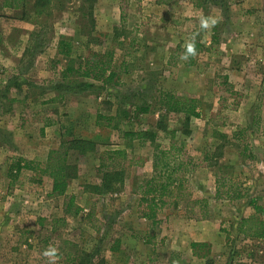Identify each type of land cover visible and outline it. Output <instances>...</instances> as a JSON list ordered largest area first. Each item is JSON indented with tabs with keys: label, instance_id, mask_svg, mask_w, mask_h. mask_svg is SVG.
<instances>
[{
	"label": "rangeland",
	"instance_id": "rangeland-1",
	"mask_svg": "<svg viewBox=\"0 0 264 264\" xmlns=\"http://www.w3.org/2000/svg\"><path fill=\"white\" fill-rule=\"evenodd\" d=\"M95 2L85 22L80 0H68L40 19L30 11L21 23L0 14V264H47L43 251L50 244L60 250L58 264L84 253L93 264H203L188 250L195 240L201 245V237L209 242L194 252L210 255L209 264H264V237L251 236L259 223L264 226V135L253 125L264 108V0ZM209 14L220 22L197 37L198 55L182 61L185 40L200 32L199 19ZM83 26L89 38L81 37ZM25 30L31 50L21 58ZM60 37L73 45L69 56L60 53L67 47H57ZM107 51L118 66L110 84L96 82L97 89L80 94L54 90L77 80H62L67 65L77 68L91 52ZM164 94L196 100L202 117L187 125L184 113L167 114L160 105ZM144 105H151L147 114L137 110ZM47 117L61 129L45 133ZM162 117L166 128L159 130ZM27 123L34 124L31 145L24 138ZM240 128L249 130L235 141ZM150 130L157 133L154 144L124 138L126 132ZM78 140L94 148L79 156L70 149ZM172 143L180 152L167 155L170 168L183 165L172 175L167 204L154 225L141 218V193L147 181H165L155 156L157 146L168 150ZM18 147L24 153L37 149L39 162L26 160L37 170L24 169L15 178L14 160L23 159L15 154ZM105 150H125L134 164L123 173L124 183L115 184L117 192L97 194ZM65 153L77 173L66 188L81 209L77 215L66 213L68 200L52 194L53 182L43 172ZM216 175L234 178L245 198H216ZM252 216L257 227H241ZM201 221L208 224L199 237ZM175 247L182 249L180 256L173 254Z\"/></svg>",
	"mask_w": 264,
	"mask_h": 264
},
{
	"label": "trees",
	"instance_id": "trees-1",
	"mask_svg": "<svg viewBox=\"0 0 264 264\" xmlns=\"http://www.w3.org/2000/svg\"><path fill=\"white\" fill-rule=\"evenodd\" d=\"M57 1V0H55ZM68 0H58L57 5H55L54 0H3V6L12 10H24V14L22 18H25L30 11L34 10L35 18L40 19L43 16H51V9L56 10L58 6L65 7V3ZM81 6L78 10L80 14L81 22H85L88 20L89 17L92 16V8L96 4V0H80ZM29 5V8L27 7ZM60 9V8H59ZM64 10V9H61ZM93 23V22H91ZM80 24V23H79ZM94 24V23H93ZM82 33L83 36L90 37V33L86 31V27L83 26ZM73 45L71 41L62 39L60 41V48L65 49L68 48L67 51H60V53L69 56V48ZM202 47L200 43H197V51ZM31 46H29L26 51L25 55L27 56L30 53ZM115 54L111 51H107L104 53L99 52H91L87 58L83 59V63L79 64L77 68H74V63L67 65L65 70L62 72V80H68L72 75L77 78V80L72 81L71 84H67L66 86L63 84H58L54 86V90L57 92H75L76 94H80L92 89H97L96 82H99L103 85L110 84L111 81L117 76L116 68L118 67L116 61L114 59ZM123 64L121 66L124 68V72H128V63L126 60L122 61ZM93 81L95 83L89 82ZM75 89H71V88ZM165 95V94H164ZM60 97L64 98L63 95H59ZM163 96V95H162ZM57 97V98H60ZM160 105L166 110V113H184L186 116V123L191 121V119L196 118L200 119L203 115L202 108L199 107L198 102L196 100H190V102H183L179 99L174 98L171 94H166L160 101ZM151 105H144V106H137V110L140 113L147 114L150 112ZM258 110L261 111V107H258ZM263 116H256L253 118V125L257 129L262 128V133L264 135V108ZM161 122L158 125V129L160 130L165 129L166 126L163 124L164 120L163 117L161 118ZM262 125V127H261ZM248 128H240L233 136L235 141H243L246 138V133L248 132ZM124 138L128 139L130 142L138 140L140 143H145L150 141L152 144L155 143V139L157 138V133L150 130V131H139V132H126L124 133ZM225 138V137H224ZM174 139V138H173ZM65 144V143H63ZM70 146V149H73L78 152L79 156H82L87 151V148L91 146L94 148V144L86 140H78L75 141ZM249 145L245 147V150H248ZM158 155L155 156L154 167L157 168L161 166L164 170V174L162 173L160 177L166 178L163 183H157V185H153L154 179L147 181L144 189L142 191L140 205L143 206V210L141 212V218L146 221H150L152 224H158V212L162 209L167 203L164 200L168 189L174 184L175 179L172 178L174 172L180 170L182 168V163L178 164L176 169L170 168V163L167 161V155L172 153L178 154L180 149L176 147L174 143L168 148V150H161L159 146H157ZM67 153L63 154L61 158L56 161L55 166H51L49 164L46 165V168L43 170L47 176L53 182L52 194L56 196H63L65 197L67 203H64L66 213L69 215H77L81 211V209L75 205V197L68 196L66 194V188L68 186L69 181L72 178H77L76 171L73 170L75 166L68 165L66 158ZM100 165L98 167V173L101 175V185L95 187V192L97 194H106V193H115L119 190L115 186L117 182L120 184L124 183L123 173L126 169L131 168L134 162L132 160H128L127 153L125 150H105L100 155ZM210 157L207 155L204 158V161H209ZM109 162V163H108ZM128 165H127V163ZM38 167V166H37ZM32 169L37 170V168H33L30 166V163L24 159H16L12 165V172L14 171L16 178L20 172L24 169ZM70 174V175H69ZM166 176V177H165ZM71 177V178H70ZM177 180V179H176ZM234 178L232 177H224L216 175V198L222 197V194L225 195L227 200H239L245 198V194L242 193L240 185L236 183L233 184ZM228 185L227 191H223L225 186ZM143 188V187H141ZM259 212L260 209H257ZM257 227L255 224L256 219L252 216L248 219H244L241 227H245L246 224H249ZM259 228H257L253 235V237H264V226L263 223H259ZM203 247L198 245H193V248ZM88 256L86 253L75 255H69L68 263L69 264H93V260H86Z\"/></svg>",
	"mask_w": 264,
	"mask_h": 264
},
{
	"label": "crops",
	"instance_id": "crops-1",
	"mask_svg": "<svg viewBox=\"0 0 264 264\" xmlns=\"http://www.w3.org/2000/svg\"><path fill=\"white\" fill-rule=\"evenodd\" d=\"M28 8H29V5L27 6ZM24 12V10H12V9H9V8H6V7H4L3 6V0H0V14H3L6 18L7 17H11L10 19H15V18H17V20H14L15 21V23L17 22H20L21 23V21H20V19H23L22 18V16H23V13ZM5 17L3 18V19H5ZM71 25V23L69 24V26ZM23 30V29H22ZM27 34V31L25 30L24 31V33L21 35V38H20V40H21V46H20V50H21V52H22V57L21 58H23L24 56H25V51H26V49L29 47V36H28V34ZM82 38H86L85 36H81ZM63 38L62 37H60L58 40H57V44H58V46L57 47H60V41L62 40ZM21 55V54H20ZM62 56V55H61ZM60 56V57H61ZM46 84H48V83H46ZM16 102H18V100L16 101ZM44 104H46V105H50L51 103L49 102L48 103V101H45V103ZM47 121H49V125H47V126H43L42 128L43 129H45V133L46 132H48V130L49 129H54V128H56V126H59V124L57 123V122H54V121H50L51 120V117H47ZM26 130H27V136L25 135L24 136V138H25V141H26V143H29L30 144V142H29V140H31L30 138L32 137V132H33V129H34V124H29V123H27L26 125ZM59 128L61 129V127L59 126ZM43 129H41L40 131H41V133H43ZM61 132V131H60ZM19 133V132H18ZM61 135H64V133L63 132H61ZM21 139V137L20 136H18L17 138L15 137V143H17V141L18 140H20ZM31 145V144H30ZM29 145V146H30ZM17 151H19V153L17 152V153H15L17 156H19V157H22L23 159H25V160H29V161H32V160H36V162H39V161H37V159H35L34 157H35V151L37 152L38 150L36 149L35 151H34V153L32 152V151H26L27 153H24L22 150H21V148L20 147H18L17 148ZM24 154V155H23ZM24 171H21L20 172V174H22ZM19 174V175H20ZM53 184V183H52ZM50 193H51V191H50ZM1 212V211H0ZM143 221H146V220H143ZM208 224V222H205V221H201V222H199V227H201V229H200V232L199 231H197V232H195L196 233V236H201V235H204V234H206V231H203V229H204V226H205V224ZM170 237H172V236H170ZM196 242H198V241H194V243H192L189 247H188V250H189V253L191 254V257H192V259H197L198 261H203V264H209V258L211 257L210 255H208V256H199L198 254H196L195 252H194V248H193V245H197L198 243H196ZM199 242H203V243H201V245H198V246H205V244L206 243H204V242H209V239H207V238H205L204 239V237H201L200 239H199ZM209 249H210V247H209ZM182 249H180V248H176L175 247V253H173V254H177L178 256H180V251H181ZM185 250H186V248H185ZM178 252V253H177Z\"/></svg>",
	"mask_w": 264,
	"mask_h": 264
},
{
	"label": "clouds",
	"instance_id": "clouds-1",
	"mask_svg": "<svg viewBox=\"0 0 264 264\" xmlns=\"http://www.w3.org/2000/svg\"><path fill=\"white\" fill-rule=\"evenodd\" d=\"M219 22V18L214 15L209 14L201 16L199 19L200 32L193 34L190 38L185 40L183 44V52L179 58L182 61H189L190 59L195 58L198 55L197 37L200 36L201 33H210ZM43 256L47 259V264H58L60 250L56 245L50 244L43 251Z\"/></svg>",
	"mask_w": 264,
	"mask_h": 264
}]
</instances>
